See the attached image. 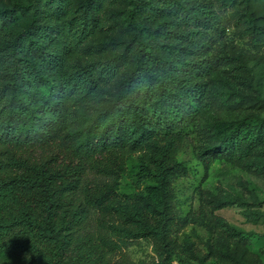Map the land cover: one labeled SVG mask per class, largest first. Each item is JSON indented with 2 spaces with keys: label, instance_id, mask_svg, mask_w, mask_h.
<instances>
[{
  "label": "trees",
  "instance_id": "1",
  "mask_svg": "<svg viewBox=\"0 0 264 264\" xmlns=\"http://www.w3.org/2000/svg\"><path fill=\"white\" fill-rule=\"evenodd\" d=\"M114 2L13 0L0 8V264H133L127 248L139 238L153 241L155 264L177 256L172 184L187 174L177 156L219 96L218 67L232 58L211 50L226 26L213 0H126L117 37L85 52ZM249 19L259 42L264 24ZM109 52L110 60L96 59ZM222 102L234 118L211 123L218 134L197 152L206 165L218 148L247 157L264 139V98ZM134 154L150 182L123 198ZM88 171L109 181L84 183Z\"/></svg>",
  "mask_w": 264,
  "mask_h": 264
},
{
  "label": "rangeland",
  "instance_id": "2",
  "mask_svg": "<svg viewBox=\"0 0 264 264\" xmlns=\"http://www.w3.org/2000/svg\"><path fill=\"white\" fill-rule=\"evenodd\" d=\"M12 1L0 0V8ZM72 1L76 5L80 0ZM119 1L107 6L109 25L89 40L85 52L88 48L97 50L102 43L117 37V28L124 25V15L118 9L126 0ZM182 1L192 4L198 0ZM213 1L225 23L226 34L222 38L214 37L211 54L229 55L232 60L219 65L217 101L202 114L197 129L183 141L177 156L186 165L187 174L176 176L172 184L179 219L172 234L179 246L172 264H264V139L254 145V155L247 157L218 148L214 151L216 159L206 165L197 155L218 134L217 129L211 128L216 116L224 122L234 118L225 109L224 98L241 94H258L264 98V35H260L261 41L254 42L249 34V14L253 13L264 24V0H242L234 7H223L219 0ZM110 27L116 31L110 32ZM96 56L98 61L106 62L113 54ZM123 72L126 74L128 70ZM119 82L116 78L110 86L114 95ZM79 117L82 120L81 115L74 120L76 128L80 126ZM138 161L137 154L127 160V172L119 188L123 198H134L150 182L138 174ZM83 181L106 183L109 179L88 171ZM80 195L81 190L77 193ZM95 216L97 212L93 210L89 229H96ZM127 252L133 264H155L159 259L150 239L132 241Z\"/></svg>",
  "mask_w": 264,
  "mask_h": 264
}]
</instances>
